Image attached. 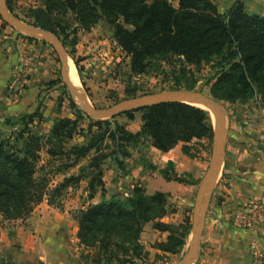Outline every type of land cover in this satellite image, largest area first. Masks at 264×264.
<instances>
[{
	"label": "trees",
	"instance_id": "16d2710c",
	"mask_svg": "<svg viewBox=\"0 0 264 264\" xmlns=\"http://www.w3.org/2000/svg\"><path fill=\"white\" fill-rule=\"evenodd\" d=\"M5 3L17 17L56 34L65 47H70L79 73V58L74 55L79 33L102 22L112 28L118 47L129 58L131 77L147 74L164 62L176 88L193 89L199 81L195 73L210 64L216 69L210 79L212 97L242 103L257 97L264 106V15L249 13L243 1L235 0L225 13L212 0ZM56 74L49 86L61 84ZM136 92V85L126 88L128 98ZM70 101L73 117L56 118L48 133L35 134L30 128L34 118L41 117L37 109L20 119L23 127L19 131L0 136V216L25 219L44 200L61 207L58 200L63 192L67 188L77 190L85 182L83 190L88 199L97 193L102 198L73 213L78 244L84 248L80 253L84 264H136L135 259L147 254L139 238L149 222L154 230L166 233L154 247L164 254L180 253L192 226L190 216L184 215L181 223L165 221L163 217L172 212L168 209L169 194L161 190L147 193L141 183H135L128 196L112 194L106 198L103 167L112 160L124 169L132 149L144 140L163 152L181 144L185 155L196 158L197 144L205 141L211 146L213 141L209 112L184 101L158 102L138 109L141 125L133 132L116 116L96 120ZM122 115L132 121L134 110ZM86 120L85 129L82 122ZM78 137L82 141H75ZM43 151L47 155L44 163ZM75 167L78 173L68 172ZM158 170L166 181H197L186 179L190 173L178 174L171 160ZM58 175H62L61 181L53 183Z\"/></svg>",
	"mask_w": 264,
	"mask_h": 264
},
{
	"label": "rangeland",
	"instance_id": "374dc122",
	"mask_svg": "<svg viewBox=\"0 0 264 264\" xmlns=\"http://www.w3.org/2000/svg\"><path fill=\"white\" fill-rule=\"evenodd\" d=\"M212 1L217 4L221 13H225L235 0ZM240 1L244 2L249 13L254 12L264 15V0ZM3 22L5 21L0 14V136L6 137L14 131H19L23 127L19 122L20 119L31 115L37 109L41 112V117L34 118L30 124V128L35 134H46L56 118H62V116L73 117V109L70 105V100L73 101V99L66 85L63 81L61 84L55 86H49L48 83L57 78L56 73H59L60 77V61L58 55L55 56L54 46L47 39L40 35L32 36L30 32H20L6 22V25L2 26ZM70 49L68 46L65 47L66 53L73 60L77 75L80 78L79 82L81 84L78 92L83 94L95 108H106L128 99L126 88L132 87L133 85L137 86V92L134 96L176 88L172 78L168 75L170 68L164 62H161L160 67L158 66V68L152 69L147 74L133 75L131 77L129 58L118 47L113 37L112 28L104 25L102 22H99L90 31L79 33V41L75 46L74 55L75 58H79L78 67L81 68L80 73L78 72L73 55L69 53ZM22 55L23 59L21 57ZM215 71L216 69L210 64H204L199 72L195 73L199 81L193 89L201 90L203 93L210 95L209 88L212 82L210 79L215 74ZM34 78H37L36 81H33ZM60 78L62 80V77ZM28 81H32L31 85L28 84ZM218 101L224 108L225 121H227L225 145L227 144V140L230 142L238 139L234 135L228 136L230 128H238V131L240 130L242 132L241 135H244L240 138L243 140L255 138V134L261 133H258V131L261 130L262 127H260V124H263L264 121V106L259 98H253L246 103L240 101ZM77 106L79 107L78 104ZM140 114L141 112L139 110H134V118L132 121L127 120L122 114L116 116V118L121 123H128L129 129L134 132L141 125ZM86 122L87 120L82 122V127L85 129L87 126ZM251 126H253L252 129L255 128L253 132L250 128ZM75 141H82V137L76 138ZM197 146L199 152L196 154V158H190L186 155L185 160L177 164L174 163V169L176 171L179 170L177 171L178 174L190 173L191 176H185L186 179L193 178V180H197L195 184H181L182 186L186 185L188 189L183 188L180 190L170 187L166 191L168 185L158 170L161 165L163 167L166 165V156L154 149L149 144V141L144 140L142 144L132 149V156L125 160L124 169H119L112 160L105 162L103 179L105 182L106 198H110L112 194L128 196L130 187L136 183L133 182L135 180L134 178L145 177L142 182L139 181L137 183H141L147 193L161 190L169 194L168 209L175 213L173 216L175 220H183L184 215H188L191 218L197 195L196 191L206 174L213 148L212 144L210 146L205 141L197 144ZM229 150L227 151L226 145L223 160L220 164L219 177L211 184L207 191L202 209V213L205 211V216L212 208L211 206H216L218 203L221 204L225 200V195H228L226 191L229 172L223 173V168L225 159L230 152ZM42 158L44 163L47 160V155L44 151L42 152ZM68 172L73 174L78 173L77 167L70 169ZM197 174H199L198 177L196 176ZM61 179L62 175L54 176L53 183H57ZM170 183L172 185L178 184L175 181H170ZM85 185V182H82L80 184L81 189L79 188L77 190L67 188L58 200L61 207L50 205L47 202L50 207L46 206V210L58 214L66 210L73 215L75 211L86 206L88 197L86 193V197L82 196L85 192L83 190ZM78 190L79 193H76ZM101 198L99 193H97L95 198L88 200L91 203L100 201ZM81 205L82 207H80ZM77 207L78 209H76ZM241 208L237 210V213ZM231 218L235 220L236 225L241 227L236 221V214L231 215ZM21 220L24 219L7 220L0 216V245H8V241L6 240L8 238L11 244L10 246L16 251L21 250L22 245L14 239L17 236L18 228L24 224V221ZM256 225L251 227H256ZM68 228L71 229V222L68 223ZM164 239L161 234H158L153 229L150 222L146 224L143 227L139 240L144 245L147 254L142 258L135 259V263L171 264L177 262L190 249L192 244V231L190 230L189 235L186 237L187 243L178 254H164L154 247L156 242ZM201 247L202 241L197 258L190 264H202V258L200 256ZM80 248L81 251L84 250L82 246ZM5 258L6 255H4V258H0V264L5 263Z\"/></svg>",
	"mask_w": 264,
	"mask_h": 264
},
{
	"label": "crops",
	"instance_id": "0c3cea01",
	"mask_svg": "<svg viewBox=\"0 0 264 264\" xmlns=\"http://www.w3.org/2000/svg\"><path fill=\"white\" fill-rule=\"evenodd\" d=\"M21 57L23 59V55ZM68 58L69 55H67V60ZM36 79L34 78L33 81ZM31 83L32 81H28L29 85ZM260 127H262L258 131V133L261 132L260 134H255V138L246 140L240 139L244 135H241L242 132L238 131V128L229 129L228 136L234 135L238 139L230 142L227 140L226 144L227 151L230 149V152L225 159L223 173L229 172L226 191L228 195H225V200L221 204L211 206L206 216L204 215L200 238L202 264H254V250H258L263 258L256 264H264V223L256 227L245 228L236 225L235 220L231 218V215L237 214V210L242 206L264 197V121ZM250 128L252 129L253 126ZM254 130L255 128L252 132ZM158 151L166 156V162L171 160L177 164L185 160L186 155L181 151V144L167 152L159 149ZM162 167L163 165L160 166ZM196 176L198 177L199 174ZM134 179L133 182L137 183L142 182L145 177ZM166 183L168 185L166 191L170 187L180 190L186 188V185L182 186L180 183L176 185H172L170 181ZM132 188L133 186L130 187L128 195ZM76 193H79V190ZM85 193L83 197H86ZM88 203L90 200L87 199L86 206ZM46 206L50 207L46 200L40 202L28 217L21 220L24 224L18 228L17 236L14 238L22 245L21 250L16 251L10 246L8 238H6L8 245H0V258L6 255L4 264H84L76 237L77 222L73 215L66 210L61 211V214L51 213L50 210H46ZM174 215L172 211L163 218L170 223L183 221L175 220ZM69 222H71V229L68 228ZM157 232L165 238V232Z\"/></svg>",
	"mask_w": 264,
	"mask_h": 264
},
{
	"label": "water",
	"instance_id": "95a60500",
	"mask_svg": "<svg viewBox=\"0 0 264 264\" xmlns=\"http://www.w3.org/2000/svg\"><path fill=\"white\" fill-rule=\"evenodd\" d=\"M0 14L4 21L13 26L20 32H30L32 36L40 35L47 39L49 43L54 46L55 53L58 55L60 61V77H62L63 83L69 90L73 101L79 105V109L82 110L84 114L93 119H109L129 111L138 110L145 106L157 104L162 101H185L186 99H192L200 101L207 104L213 109L214 120L210 115V119L214 126V137L212 141V156L210 162L207 166V171L202 179L196 193V199L193 206L192 212V244L190 249L187 251L185 256L178 260L177 262L171 264H190L193 263L197 258L200 249V237L202 234V228L204 224L205 211L202 213V209L207 196V188L211 186V182L217 172V168L221 161L223 160V154L225 150V143L227 137V121L223 115L222 105L217 99L203 93L201 90L187 89V88H173L168 90H159L156 93H148L143 95L133 96L126 100L120 101L112 106L106 108H95L89 103V100L84 97L83 94L79 93L74 86L71 84L70 78L67 74V53L63 42L59 37L48 31L44 30L38 26L23 21L15 14L10 12L7 7H5V0H0ZM188 103V102H187ZM190 104V103H189ZM193 105V104H192Z\"/></svg>",
	"mask_w": 264,
	"mask_h": 264
},
{
	"label": "built area",
	"instance_id": "2783aa9c",
	"mask_svg": "<svg viewBox=\"0 0 264 264\" xmlns=\"http://www.w3.org/2000/svg\"><path fill=\"white\" fill-rule=\"evenodd\" d=\"M236 221L241 227L250 228L253 225L264 223V197L257 198L236 214ZM262 256L258 250L253 251V263L261 262Z\"/></svg>",
	"mask_w": 264,
	"mask_h": 264
},
{
	"label": "bare ground",
	"instance_id": "6f19581e",
	"mask_svg": "<svg viewBox=\"0 0 264 264\" xmlns=\"http://www.w3.org/2000/svg\"><path fill=\"white\" fill-rule=\"evenodd\" d=\"M67 74H68V77L70 78L71 84L75 87V89L77 91H79V88H80L79 77L77 76V70H76L75 64L71 58H68V60H67ZM185 101H187L188 103L193 104L197 107H200L203 110H207L211 114V116L214 120L213 109L210 106H208L207 104H204L200 101H196V100H192V99H186ZM223 115L225 117L224 108H223ZM219 173H220V164H219L218 170H217V172H216L211 183H213L219 177ZM208 189H209V187L207 188V191H208Z\"/></svg>",
	"mask_w": 264,
	"mask_h": 264
}]
</instances>
